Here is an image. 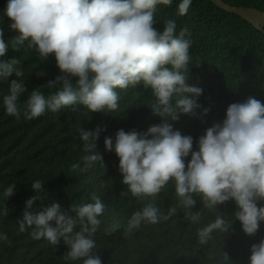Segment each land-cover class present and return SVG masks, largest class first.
Returning <instances> with one entry per match:
<instances>
[{"label": "clouds", "instance_id": "clouds-1", "mask_svg": "<svg viewBox=\"0 0 264 264\" xmlns=\"http://www.w3.org/2000/svg\"><path fill=\"white\" fill-rule=\"evenodd\" d=\"M191 3L192 0H180L177 15H186ZM171 4L172 0H8V27L17 33L11 41L12 50L19 51L27 41L41 61L54 55L61 75L47 84L62 87L47 98L32 90L21 112L18 102L26 88L22 79H14L3 97L6 114L17 120L21 115L32 120L46 109L57 112L77 104L88 112L115 111L120 100L116 89L142 82L156 97L151 109L161 123L149 126L143 133L119 129L115 143L111 137L104 139L105 149L114 151L119 158L122 183L127 185V192L122 195L154 198L171 180L186 220L200 222V212L191 211L196 204L194 197H199L208 209L233 200L237 206L234 215L243 232L254 235L264 221V206L256 203L264 201V104L251 97L244 103L230 104L226 117L207 127L198 138L196 151L192 150L191 136L173 130L168 121L178 119V112L195 114L194 110L200 107L185 93L198 96L202 90L186 84L191 41L185 37L189 29L177 31V24L171 19L164 22L162 31L154 27L157 6ZM3 37L0 29V57L9 50ZM19 64L16 58L0 60V80L13 74L23 77ZM174 96L175 106L171 103ZM101 130L99 126L80 129L79 137L87 154L81 157L83 167L74 163L73 171H84L102 161L101 154L94 151ZM43 184L41 180L32 182L36 195L25 201L18 220L19 232L30 229L32 239H44L53 246L62 240L68 249L63 255L65 261L101 264L93 253V237L105 205L95 195L93 202L73 205L70 211L55 201L45 204ZM14 192L15 184L4 189L0 216L6 217L10 212L6 201ZM37 201L40 203L34 207ZM176 212L173 207L166 215H160L155 203L149 202L130 216L124 234L131 235L144 222L157 224L167 220ZM229 226L222 216H217L214 222L198 229L199 244H207L213 232H226ZM0 240L10 243L7 234H0ZM250 251L249 264H264V239L251 245Z\"/></svg>", "mask_w": 264, "mask_h": 264}, {"label": "trees", "instance_id": "trees-1", "mask_svg": "<svg viewBox=\"0 0 264 264\" xmlns=\"http://www.w3.org/2000/svg\"><path fill=\"white\" fill-rule=\"evenodd\" d=\"M233 6H251L264 12V0H223ZM8 0H0V29L4 31L9 50L0 60L16 58L24 75L15 74L0 80V208L3 206V192L15 184L14 194L7 199L10 212L0 216V234H7L10 243L0 240V264H82V260L65 261L67 246L61 242L53 246L44 239L34 240L30 229L24 233L18 230L25 201L36 195L31 184L44 181L45 204L55 201L61 208L70 211L76 204L91 203L92 197H99L105 211L98 217L101 224L94 235L96 248L93 253L101 264H249L251 245L264 239V221L254 235L243 232L241 222L235 218L237 206L233 200L205 208L199 197L192 212H200L199 223L193 224L184 218L175 194L174 181H169L156 197L136 198L127 192L122 183L119 158L114 151H107L105 137L115 143L117 130H135L143 133L161 118L152 113L156 102L150 87L143 83L116 89L120 100L115 111L88 112L82 105L64 107L57 112L46 109L45 113L32 120L21 115L17 120L6 114L3 97L8 94L12 80H23L26 91L19 98L21 112L32 90L42 92L47 98L62 85L48 86L49 80L61 75L54 55L41 61L35 48H29L26 41L19 51L12 50L11 41L16 32L5 15ZM180 0H172L170 6L158 5L154 13V27L162 31L166 20H174L177 31L188 28L186 39L191 41L186 84L201 89V94L185 93L200 105L195 114L178 112V119L169 120L173 130L193 138V151L198 150V138L214 122L226 117V109L232 103H244L255 98L264 104V27L258 30L236 14L229 13L210 0H192L184 16L177 15ZM43 72L44 75H37ZM173 97L171 103L175 106ZM208 109L205 113L203 110ZM166 119V118H165ZM102 130L96 140L95 152L102 161L92 164L84 171H73L74 163H81L83 142L81 128ZM190 159L185 157V162ZM154 202L160 215H166L176 207V214L157 224L142 223L131 235L124 234V227L130 216L145 204ZM40 202L34 204L36 207ZM264 206V201H257ZM73 214V213H70ZM222 216L230 224L226 232L215 231L207 244L198 242V229ZM54 223V222H52ZM78 230V226H77ZM225 253L228 258H225Z\"/></svg>", "mask_w": 264, "mask_h": 264}, {"label": "water", "instance_id": "water-1", "mask_svg": "<svg viewBox=\"0 0 264 264\" xmlns=\"http://www.w3.org/2000/svg\"><path fill=\"white\" fill-rule=\"evenodd\" d=\"M215 6L238 15L242 19L252 24L258 30L264 27V12L251 6H233L223 0H210Z\"/></svg>", "mask_w": 264, "mask_h": 264}]
</instances>
